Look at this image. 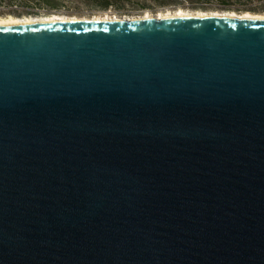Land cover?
I'll use <instances>...</instances> for the list:
<instances>
[{
  "label": "water",
  "instance_id": "95a60500",
  "mask_svg": "<svg viewBox=\"0 0 264 264\" xmlns=\"http://www.w3.org/2000/svg\"><path fill=\"white\" fill-rule=\"evenodd\" d=\"M0 264H264V18L0 23Z\"/></svg>",
  "mask_w": 264,
  "mask_h": 264
},
{
  "label": "rangeland",
  "instance_id": "374dc122",
  "mask_svg": "<svg viewBox=\"0 0 264 264\" xmlns=\"http://www.w3.org/2000/svg\"><path fill=\"white\" fill-rule=\"evenodd\" d=\"M238 3V1H236ZM224 5H229L226 0H169V3L165 5H159L158 0H132V2L121 9L122 13L118 14L115 10H109L106 12L95 11L85 6L76 3H66L63 4L57 12H46L45 9H40L42 14H11L9 12H4L0 8V17H5L7 15H12L16 17H45L51 14L64 15L68 17H79V18H92V17H137V16H158L160 13L176 12L178 9H184L187 11H221V12H231L235 11L239 14L248 12H239L237 9H230L223 7ZM251 12V11H249ZM255 13V12H251ZM255 14H264V12H256Z\"/></svg>",
  "mask_w": 264,
  "mask_h": 264
},
{
  "label": "trees",
  "instance_id": "16d2710c",
  "mask_svg": "<svg viewBox=\"0 0 264 264\" xmlns=\"http://www.w3.org/2000/svg\"><path fill=\"white\" fill-rule=\"evenodd\" d=\"M68 2L95 11L115 10L118 14H125L121 12V9L130 4L132 0H0V8L11 14H42L40 9H45L48 13L57 12L63 4ZM158 2L159 5H165L169 3V0H158Z\"/></svg>",
  "mask_w": 264,
  "mask_h": 264
},
{
  "label": "bare ground",
  "instance_id": "6f19581e",
  "mask_svg": "<svg viewBox=\"0 0 264 264\" xmlns=\"http://www.w3.org/2000/svg\"><path fill=\"white\" fill-rule=\"evenodd\" d=\"M218 15V16H234V17H241V18H264V14H255V13H251V12H244V13H237L235 11L232 12H219V11H215V12H209V11H187L184 9H178L176 10V12H168L167 13H160L158 15L159 18L161 17H170V16H179V15ZM147 17H149L150 15H146ZM96 19H101V18H105V19H109L112 17H95ZM64 19H83V18H79V17H68V16H64V15H58V14H51L45 17H31V16H24V17H16V16H12V15H7L5 17H0V23H8V22H20V23H27V22H46V21H54V20H64Z\"/></svg>",
  "mask_w": 264,
  "mask_h": 264
},
{
  "label": "flooded vegetation",
  "instance_id": "af4514ba",
  "mask_svg": "<svg viewBox=\"0 0 264 264\" xmlns=\"http://www.w3.org/2000/svg\"><path fill=\"white\" fill-rule=\"evenodd\" d=\"M238 1V3H236ZM229 5H224L225 8L237 9L240 12H264V4L258 5L257 2L251 0H228Z\"/></svg>",
  "mask_w": 264,
  "mask_h": 264
},
{
  "label": "built area",
  "instance_id": "2783aa9c",
  "mask_svg": "<svg viewBox=\"0 0 264 264\" xmlns=\"http://www.w3.org/2000/svg\"><path fill=\"white\" fill-rule=\"evenodd\" d=\"M253 2H257L258 5L264 4V0H251ZM240 12V11H239ZM241 13V12H240Z\"/></svg>",
  "mask_w": 264,
  "mask_h": 264
}]
</instances>
